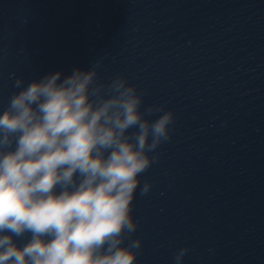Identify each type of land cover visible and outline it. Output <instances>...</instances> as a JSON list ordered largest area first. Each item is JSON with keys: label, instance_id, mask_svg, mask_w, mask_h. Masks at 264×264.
Masks as SVG:
<instances>
[{"label": "water", "instance_id": "obj_1", "mask_svg": "<svg viewBox=\"0 0 264 264\" xmlns=\"http://www.w3.org/2000/svg\"><path fill=\"white\" fill-rule=\"evenodd\" d=\"M97 61L174 113L134 194V264H264V0H0V111L17 78Z\"/></svg>", "mask_w": 264, "mask_h": 264}, {"label": "clouds", "instance_id": "obj_2", "mask_svg": "<svg viewBox=\"0 0 264 264\" xmlns=\"http://www.w3.org/2000/svg\"><path fill=\"white\" fill-rule=\"evenodd\" d=\"M98 68L23 87L16 79L19 91L0 111V264L136 261L134 194L159 158L150 153L171 138L174 113L162 105L142 111L136 85L122 74L101 81ZM150 187L145 181L141 194ZM188 250L177 251L176 264Z\"/></svg>", "mask_w": 264, "mask_h": 264}]
</instances>
